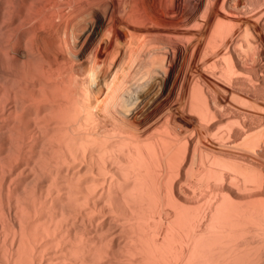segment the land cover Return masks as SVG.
<instances>
[{
    "label": "bare ground",
    "instance_id": "bare-ground-1",
    "mask_svg": "<svg viewBox=\"0 0 264 264\" xmlns=\"http://www.w3.org/2000/svg\"><path fill=\"white\" fill-rule=\"evenodd\" d=\"M0 264H264V0H0Z\"/></svg>",
    "mask_w": 264,
    "mask_h": 264
}]
</instances>
